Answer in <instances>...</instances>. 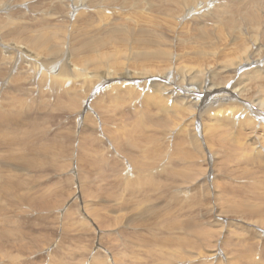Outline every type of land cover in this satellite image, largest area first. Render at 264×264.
<instances>
[{
	"label": "rangeland",
	"instance_id": "374dc122",
	"mask_svg": "<svg viewBox=\"0 0 264 264\" xmlns=\"http://www.w3.org/2000/svg\"><path fill=\"white\" fill-rule=\"evenodd\" d=\"M263 10L264 0H0V264H264V131L233 111L260 100L247 84L264 88ZM27 27L73 43L60 57L38 49L39 59L15 62L30 50L10 48ZM40 59L52 63L37 72ZM243 59L262 81L235 77ZM125 74L135 86L110 79ZM170 76V102L180 79L233 83L239 98L218 106L211 93L198 113L148 95L152 77ZM101 77L110 90L94 87ZM11 108L18 123L3 120ZM57 133L67 152L40 150L36 137Z\"/></svg>",
	"mask_w": 264,
	"mask_h": 264
},
{
	"label": "bare ground",
	"instance_id": "6f19581e",
	"mask_svg": "<svg viewBox=\"0 0 264 264\" xmlns=\"http://www.w3.org/2000/svg\"><path fill=\"white\" fill-rule=\"evenodd\" d=\"M79 6V5H78ZM7 8V7H6ZM203 8H199V10H202ZM76 11L78 10V9H75ZM197 11V9H192V10H190L189 11V13H194L195 14V12ZM20 13V12H19ZM206 13H208V12H206ZM261 14H263L264 15V10L262 11V12H260V16H261ZM19 16V15H18ZM189 15H187V17H188ZM207 16V15H206ZM17 17V16H16ZM22 17H23V14H22ZM19 18H21L20 16H19ZM258 18V17H257ZM257 18H255V19H257ZM261 18V17H260ZM17 19V18H16ZM15 19V20H16ZM244 20H247V18H243ZM255 19L254 20H252V23L253 22H255ZM258 20V19H257ZM259 20H261V19H259ZM21 21V20H20ZM20 21H18V23L20 22ZM15 22V21H14ZM17 22V21H16ZM23 22V21H22ZM259 23V22H258ZM264 23V22H263ZM16 24V23H15ZM17 25H21V23L20 24H17ZM23 25V24H22ZM24 25H26V24H24ZM23 25V26H24ZM238 24H236V26H237ZM256 25V24H255ZM259 25V24H258ZM261 25V24H260ZM235 26V27H236ZM29 27V26H28ZM27 27V28H28ZM241 28V27H240ZM28 30H30L31 32H29V34H31V35H26L25 33H23V34H25L26 36H28L27 38L26 37H22V38H24V39H21V40H19V38H18V42L20 43V44H18L17 42H14V43H11V47L10 48H12V50H13V52L15 53V50H16V47L18 48V46L20 45L21 47H23V49L26 47L27 49H30V50H26L25 52H23V50H21L22 52H23V54H22V52H20L19 54L17 53V55L18 56H16V59H15V62H21L23 59H31L32 61H35V59H39L42 55H40L41 53H44L46 56H52V55H56V56H59L60 57V55L63 53V51H62V49H63V46H64V43L66 42V44H67V42L68 41H70L71 42V40L69 39V37L67 36V35H64V34H60V35H46V34H44L43 32H41L40 30H36V32H34V29H29L28 28ZM238 30V29H237ZM23 32V31H22ZM25 32V31H24ZM28 32H26V33H28ZM18 33H19V31H18ZM21 33V32H20ZM22 34V33H21ZM19 36H22V35H19ZM21 38V37H20ZM39 38L41 39V43H42V46L41 47H38V48H33L32 46H31V44L32 43H34V42H38V40H39ZM27 41H29L28 42V46H29V48H28V46L26 45V44H24V42H27ZM243 42V41H242ZM73 42H71V44H72ZM7 44V43H6ZM9 45V44H8ZM16 45H18V46H16ZM74 45V44H73ZM242 45V44H241ZM19 46V47H20ZM25 46V47H24ZM8 47V46H7ZM7 49V48H6ZM20 49H22V48H18V50L20 51ZM40 50V52L41 53H39V50ZM17 50V51H18ZM247 51V50H246ZM5 53H6V51H5ZM249 56V55H248ZM3 57V56H2ZM252 57V56H251ZM250 56H249V58H251ZM248 59V58H247ZM7 60V59H6ZM41 60V59H40ZM58 60H60V62H58L57 60V62H58V64H60V68H61V64L63 63V58L61 57L60 59H58ZM244 60V59H243ZM46 63H52V62H49V60L47 61V60H41L40 61V63H39V61L37 62L36 61V63H32L33 65L35 64L36 65V67H35V69H36V71L37 72H40V71H45V64ZM54 63V62H53ZM255 63H257V62H255L254 60H244V61H242V60H240L239 62H237V65H236V68H234V69H231L230 71H232V72H235V77H237L236 76V73L240 70V69H242V71H241V73H243V74H241V75H243V82H244V80H246L245 78L246 77H249V78H253L254 80L256 79V80H259L260 78H262L263 77V75H260L259 73H256V72H253V70H255V69H257L258 68V65H256L255 67L253 66H251V67H248V68H246V66L249 64V65H252V64H255ZM20 64V63H19ZM34 65V66H35ZM31 68L33 69V66H31ZM36 71H33V72H36ZM237 71V72H236ZM32 72V73H33ZM37 72H36V79H37ZM32 73H30L28 76H26V77H24V79H22L23 81L25 80V83H26V81H28V78H29V76L30 75H32ZM41 78H42V76H40V78L38 79V83L37 84H39L40 85V89H42L43 88V86H42V81H41ZM114 78H118V79H124V81L122 82H119L118 84H121V85H124V86H126L127 88H129L128 86H130V85H133V86H135L134 85V82H130L131 81V79H129L130 78V76L128 75V74H125L124 76H123V78H119V77H111L110 79H114ZM135 78V77H134ZM248 78V79H249ZM259 78V79H258ZM20 79V78H19ZM130 80V81H129ZM134 80V79H133ZM263 80V78L260 80V81H262ZM22 81V82H23ZM129 81V82H128ZM166 81H168L167 83H165V84H163L162 82H161V80H157V79H155L154 77H152L151 78V85H152V88H153V90H152V93H148V95H152V96H155V97H158V98H160L161 100H164V101H166V102H168L169 104H174V103H176V102H180V103H183V104H188L189 106H191V108H194L195 110H196V112H198V113H201L202 111H203V108H204V105H205V102L207 101V99L209 98V96H210V94L211 93H213V94H215L216 95V98L218 99L217 100V105L218 106H223V105H228V104H231V103H233L236 99H238L239 98V94H238V91L236 90V88H235V84H231V86H229V88L227 87V85L226 86H218V85H212V86H210V87H208L207 85H204L203 83H198V84H194L193 82H191V81H189V80H186V79H184V80H182V79H180V80H177V83H178V85H179V91H177L176 93H173V96H172V101L170 102L166 97H165V95H164V93H163V87L164 86H168V83L169 82H171V81H176V79L174 78V77H172L171 78V76L169 77V78H166ZM246 82V81H245ZM245 82H244V84H245ZM248 82V81H247ZM246 82V83H247ZM257 83V82H256ZM114 84H117V83H114ZM59 80H57V79H55V80H53L52 82H51V86H52V91H54V93L52 94V93H50V95L48 96L49 98L51 97V96H53L55 93H56V90H57V88L59 87ZM97 85H108V88H106V90H110L111 89V85H110V81L108 80V79H106V78H104V77H101V78H99L98 80H97V82L94 84V87L96 88V86ZM246 85V84H245ZM253 85H254V82H252L251 84H247L246 85V87H248V89H249V91L251 92V93H253L254 94V96L255 97H257L258 99H260L259 101H256V100H254V99H250L252 102V106H251V104L250 103H247V102H245V99H243L242 100V102H238L240 105H241V107H240V105H238V106H235V109L233 110L234 111V114H235V119H236V122H237V124H239L240 126H249L250 128H251V130H252V132H258V127L259 128H261L262 129V131H264V96L263 95H261V94H264V88H260L261 89V91H258L257 90V92L256 91H254V90H252L251 89V87H253ZM263 85V84H262ZM0 86H1V84H0ZM38 86V85H37ZM201 87V88H203L204 89V96H205V100L203 101V102H201V103H196L195 101H193V99H195V97H193V95H195V94H197V90H196V87ZM257 86H260V85H258L257 84ZM262 87V86H261ZM38 88H39V86H38ZM258 88V87H257ZM259 89V90H260ZM22 90H25V89H22ZM1 91V90H0ZM51 91V92H52ZM94 91L95 90H92V91H90L89 93H87V99L89 100V99H91L90 97H94ZM24 92V91H23ZM22 92V93H23ZM26 92V91H25ZM261 93V94H260ZM1 94H2V92H1ZM69 95V94H68ZM9 97V96H8ZM52 98V97H51ZM48 99V98H47ZM249 99V98H248ZM23 100H25V98L23 99ZM49 100V99H48ZM47 100V101H48ZM153 101H155V99H152ZM247 100V99H246ZM1 101V100H0ZM44 101H46L45 99H44ZM25 102V101H24ZM29 102V101H28ZM34 102H35V100H34ZM0 104H2V103H0ZM48 105H49V103H47ZM26 105V107H27V104H25ZM34 105V106H33ZM33 105H31V106H33V109H35V110H37L36 112H38V110H40V111H43V109L41 110L40 109V107H44V108H47V107H49V106H47L46 104H44V103H41V104H37V105H35L34 103H33ZM26 107H24V108H26ZM29 108H31L30 106H28ZM27 107V109H29ZM248 107V108H247ZM24 108H21V113H22V111H24V110H26V109H24ZM24 109V110H23ZM49 109V108H48ZM45 110V109H44ZM4 112H7V113H5L6 115H4L5 116V119H3V120H5L6 121V119H7V121L9 120V117L12 115V112H14V108H11L10 110H8V111H5V110H3L2 112H1V115H3L4 114ZM25 112V111H24ZM27 112V111H26ZM25 112V113H26ZM44 112H50V111H44ZM3 113V114H2ZM18 113V112H17ZM197 114V113H196ZM256 116L257 118H258V120L257 121H255L254 120V118H253V116ZM16 115V114H15ZM19 115H20V109H19V113H18V115H16L17 117L16 118H18L19 117ZM23 115H25V114H23ZM81 115H84V110H82L81 111ZM200 115H198L197 117H199ZM12 118H13V116H11ZM20 117H22V116H20ZM19 117V118H20ZM24 117V116H23ZM22 117V118H23ZM14 119L13 118V120H15L16 121V123H18L17 122V119ZM19 118H18V120H19ZM13 120H10L11 122L13 121ZM22 120V119H21ZM6 121V122H7ZM9 121V123H11ZM14 121V122H15ZM45 122V121H44ZM47 123V122H46ZM49 123V122H48ZM11 124H14L13 122L11 123ZM259 126H258V125ZM258 127H257V126ZM46 129H47V127H46ZM54 133V132H53ZM56 133V132H55ZM59 134H60V132H58ZM57 133V134H58ZM44 134V136H49L48 135V133L46 132V130H45V132L44 133H42V135ZM59 134H58V136H56V137H52L51 139H49V141H50V143H49V141H47V142H44L43 141V137L41 136V135H39V136H37L36 138H34L33 140H35L36 139V141L38 142V143H42V146L40 147V144H36L37 145V147L39 146L41 149L40 150H42V151H44L45 149H46V145H47V147H50V145L51 146H54V147H59L60 148V150H61V153H62V155H64V153L65 152H67V147H66V145H65V143H64V141H62L61 140V138H62V136H59ZM61 135V134H60ZM38 137H42V138H38ZM8 143H6V145H7ZM263 145H264V143H263ZM29 146V145H28ZM27 146V147H28ZM11 147V146H10ZM35 148H36V146H34ZM12 148V147H11ZM27 149V148H26ZM11 150V149H10ZM10 150L8 151V156L9 155H11V153L14 151V149L12 148V152H10ZM33 150H35V149H32V151ZM27 151H31V149L29 148V150H27ZM29 152H26V153H24L23 152V155L25 156H27L28 155V153ZM13 154V153H12ZM29 154H32V153H29ZM14 155H17V152H15L14 153ZM22 155V154H21ZM20 155V156H21ZM22 155V156H23ZM7 156V157H8ZM29 156V155H28ZM27 156V157H28ZM31 156V155H30ZM29 156V157H30ZM34 156V155H33ZM16 157H18V155L16 156ZM14 158H15V156H14ZM19 158V157H18ZM24 158V157H23ZM8 159H12V156H11V158H8ZM19 159H22V158H19ZM31 159H33V158H31ZM5 160H7V159H5ZM5 160H3L4 162H5ZM13 161L14 160H16V159H12ZM12 160L9 162V163H11L12 162ZM27 160H29L30 161V163H31V160L30 159H27ZM26 159H25V161H27ZM9 161V160H8ZM23 161H24V159H23ZM24 161V162H25ZM3 162V163H4ZM7 162V161H6ZM6 162L4 163V165L6 164ZM18 162V161H17ZM17 162H16V164H17ZM23 162V163H24ZM13 163V162H12ZM19 163V162H18ZM28 163V162H27ZM32 163H33V160H32ZM15 164V163H14ZM24 164H26V162L24 163ZM7 165V164H6ZM5 165V166H6ZM9 165H11V164H9ZM28 165V164H27ZM13 166V165H12ZM16 166V165H15ZM8 167V166H7ZM7 167H5V168H7ZM10 167V166H9ZM11 169H12V167H10ZM9 168V169H10ZM14 168V167H13ZM8 169V170H9ZM7 170V171H8ZM4 171H6V170H4ZM6 171V172H7ZM8 180V179H7ZM12 179H10V181H11ZM6 182V181H5ZM7 182H9V180L7 181ZM6 182V183H7ZM10 184V183H9ZM8 185V184H7ZM12 186H14L13 184L11 185V187ZM3 189H5V188H7V186L6 187H2ZM8 189H11L10 188V185H9V188ZM14 189H15V187H14ZM14 189H11V191L12 190H14ZM10 192V191H9ZM198 191H196V193H197ZM11 193V192H10ZM13 193H15V191H13ZM190 193V192H189ZM255 193H257V192H254V194ZM260 194H261V192H260ZM200 194L199 193H197V194H195V196H199ZM262 195V194H261ZM14 196H16V195H14ZM20 196V195H19ZM18 196V197H19ZM22 196V195H21ZM25 196V195H24ZM224 196V195H223ZM22 198H23V196H22ZM233 198V197H232ZM24 199V198H23ZM212 253H214V251L212 250ZM220 255H221V253H219ZM254 261H258L257 259H254Z\"/></svg>",
	"mask_w": 264,
	"mask_h": 264
}]
</instances>
